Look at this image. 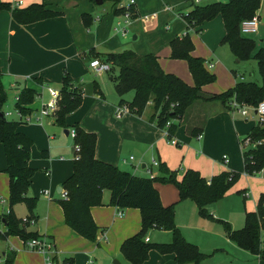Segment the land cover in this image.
Here are the masks:
<instances>
[{"label": "crops", "instance_id": "0c3cea01", "mask_svg": "<svg viewBox=\"0 0 264 264\" xmlns=\"http://www.w3.org/2000/svg\"><path fill=\"white\" fill-rule=\"evenodd\" d=\"M6 1L11 6L25 7L42 0ZM104 1L96 3L95 0H44L48 8L58 13L28 23H19L12 18L9 9H0V81L6 93L3 111L14 109L16 96L21 88L30 86L37 93L29 107L33 114L37 113L42 102L49 98L50 88L60 90L65 73L87 85L104 73H94L93 78L87 77L88 60L93 55L101 58L104 53L126 49L138 54L151 53L157 56L165 71L173 72L187 83L193 84L186 60L170 57V40L183 36L185 31L188 33L189 28H186L185 20L181 16L182 12L192 6L188 0H134V15L126 26L132 32L133 40L126 37L127 32L122 35L114 29L116 21L122 19V12L116 8L124 7L130 0H120L118 4L111 3L108 6H103ZM84 12L91 16L88 26L83 22ZM172 21L178 22V28H171L169 23ZM163 22L166 29L162 26ZM214 23L215 31L213 28L210 30ZM190 29L193 33L188 34L194 43L192 53L203 57L206 68L216 75L214 81L202 86L204 94L208 96L233 86L239 79L238 73L232 70L231 74L222 76L224 67L216 56L220 55V45L227 44L221 41L225 32L221 16L218 14ZM208 30L211 31L210 34ZM205 34L206 38L203 37ZM236 60L239 61L238 58ZM209 62L213 63L210 67ZM221 76L224 82L219 85L218 79ZM96 80L102 96L84 92L80 105L66 116L65 121L68 125L77 122L83 129L96 134L94 153L97 158L144 176H149L147 169L153 171L158 167L152 165V158L160 163L164 162L170 169L177 170V177H181L184 169L189 167L197 169L205 177L224 169L240 171L239 180L241 177L264 174V170L253 174L243 171L245 146L241 139L258 123L254 110L249 109L243 115L218 100L198 98L189 105L180 120L174 133L178 143L173 144L168 140L165 130L151 119L150 101L141 113L127 111L116 117L114 110L121 96L116 91V95H108L99 80ZM132 96L133 92L123 97L130 101ZM52 114L42 117L41 120L28 122L21 121L16 116L9 117L18 120L20 123L17 129L32 139L28 162L34 168V173L26 194L35 196L37 202L33 210L35 222L30 223L26 229L52 240L62 264L64 260L67 264H112L114 258L124 264H131L121 255L120 244L139 229L141 220L138 208H121L110 204L109 192L104 189L103 203L90 208L93 220L98 225L95 241L83 237L65 223L59 203L64 197L61 184L72 172L75 148L73 137L69 133L72 127L58 125ZM6 163L4 148L0 143V239L4 241L0 249L1 256L4 258L5 251L15 245L17 252L14 264H46L41 251L29 248L20 236L4 234L6 227L2 216L10 207ZM153 174L157 175L158 170ZM155 186L163 204L175 202L177 226L185 239L195 243L205 254V259L215 254H225L230 258L246 257L255 261V264H264V259L258 254L251 253L233 242L223 227H191V213L196 211V204L190 198L179 200L174 184L157 181ZM233 186L234 184L220 200ZM235 191L244 199L249 197L244 181ZM257 200L249 210L256 208ZM217 201L207 205L213 218L217 217L214 209L219 210L220 206ZM12 209L18 217L28 214L25 204L22 203H15ZM195 220L200 224L207 223L205 221L209 219L201 217L198 220L195 217ZM236 226L233 224L232 227L239 228ZM202 230L210 233V236L199 235L198 232ZM146 236L150 242H168L172 233L166 229L151 228ZM261 239V247L264 249V230L261 232ZM11 241L14 244L11 245ZM174 255V252L162 253L151 248L141 264H179ZM191 263L193 262L185 264ZM198 264H204V258Z\"/></svg>", "mask_w": 264, "mask_h": 264}, {"label": "trees", "instance_id": "16d2710c", "mask_svg": "<svg viewBox=\"0 0 264 264\" xmlns=\"http://www.w3.org/2000/svg\"><path fill=\"white\" fill-rule=\"evenodd\" d=\"M104 1V0H103ZM114 5L120 0H110ZM260 0H226L206 4L192 5L183 14L188 26L201 24L220 15L225 32L221 41L227 43L232 53L238 59L254 57L257 61L261 82L237 81L225 90L205 95L202 86L215 80L216 75L206 68L204 58L192 53L194 43L186 33L170 40V57L186 60L193 78V84L184 81L173 72L165 71L157 56L146 53L138 54L126 49L120 52L104 53L101 59L111 63V69L117 70L114 78V89L121 98L118 104H126L131 112L141 113L150 101L152 105L151 119L160 128H166L168 137L174 136L180 120L186 114L187 108L198 98L215 99L230 106L231 99L248 104H257L264 98V47L254 50L255 41L243 35L240 31V21L256 13ZM134 15L133 5H129ZM0 9H9L12 18L19 23L52 16L58 13L46 6L44 0L31 3L25 7L11 6L6 0H0ZM124 7H117L123 11ZM83 22L90 24L89 13H82ZM98 55H93L95 57ZM1 77V73H0ZM89 91L102 96L99 83L92 79L87 85L73 79L67 73L63 76L54 111V122L60 126H71L75 130L74 144H79L78 157L74 159L72 172L62 181L66 194L59 203L63 210L65 223L77 233L89 240H95L98 225L93 220L90 208L103 203V190H109V203L118 207H136L140 211V227L126 237L120 244L121 255L131 264H141L148 256L151 248L159 252H174V258L179 264L198 262L205 254L198 246L185 239L175 222V202L163 204L155 182H169L175 185L178 199H192L198 213L211 217L207 205L219 200L225 192L237 181L241 172L221 170L210 177L203 176L195 168L184 169L181 177L177 170L170 169L164 162L158 163V174L152 177L136 175L119 166L104 161L95 156L96 134L83 129L77 122L68 125L66 116L81 103L84 92ZM132 91L130 101L123 95ZM37 90L30 86L22 87L15 101L22 113L31 112L29 105L33 102ZM6 93L0 81V143L6 156L5 171L8 174L9 209L2 216L5 225L4 234L20 236L24 241L40 236L38 232L27 230L26 227L34 219L33 210L37 198L27 195L26 191L34 173L29 165L32 139L17 129L18 120L9 119L3 115V104ZM167 121H169L166 126ZM252 140H262L243 150V171L253 174L264 168V122L253 125L246 135ZM245 136V137H246ZM17 202H23L28 214L18 217L12 209ZM227 236L239 247L264 259V249L261 247V232L264 230V191L260 192L254 210H248L244 215V224L233 228L231 224L220 219ZM151 228L170 230L172 238L168 242L145 241L144 237ZM0 264H14L15 250L9 248L3 254ZM56 259V254H54Z\"/></svg>", "mask_w": 264, "mask_h": 264}, {"label": "rangeland", "instance_id": "374dc122", "mask_svg": "<svg viewBox=\"0 0 264 264\" xmlns=\"http://www.w3.org/2000/svg\"><path fill=\"white\" fill-rule=\"evenodd\" d=\"M126 1H128V0H126ZM111 3L112 2L110 0H106V1H104L103 6H108V4H111ZM256 12L259 15L257 32L256 33H246V34L243 33V35H246V36L254 39V41H255L254 50L258 49L261 46L264 47V0H260V4H259V7L257 8ZM169 25L171 26L172 29L178 28V22H176V21L170 22ZM162 26L164 28L166 27L164 22L162 23ZM220 26L222 27V24H220ZM186 28H188V27L186 26ZM212 28L215 31V29H216L215 23L210 28V30ZM190 30L191 29L189 28L188 33L190 35H192L193 32H191ZM210 30H208V34L211 33ZM176 34L178 35L179 33L176 32ZM206 34L203 36L204 38L207 37L208 34L207 35ZM126 37L129 38L130 40H133V38H132L133 34L129 29L127 30ZM219 54H220L219 56H218V54H216V56H217L218 60H220V62H222V67H224V68H222V76H226L228 74H231L232 73L231 71L235 70V72L238 73V77H239L238 81H251V80L253 81L254 80V81L261 82V77H260V74L258 73V69H257V61L254 57L241 59V60L239 59V61H237L236 56L232 54L228 44L220 45ZM87 74H88L87 77H90V78L94 77V72L90 68H88ZM116 74H117V70H110V71H105L103 74L96 77V79H98L99 82L101 83L102 89L108 95L109 94L116 95V92L114 89V82H115L114 78H110V76H114ZM241 75H242V78H240ZM222 76L218 79V81H220L218 83L219 85H222V83L224 82L222 79ZM131 92L132 91H128L123 96L127 97V96L131 95ZM13 110L14 109H11V111H13ZM15 116H16V114L14 112L12 114H10V117H12V118ZM248 146L251 147L252 144L247 145V147ZM156 169L158 170V167L155 168V170ZM155 170L153 169L152 172H155ZM237 181H236V184L234 183L232 190L226 196H224V198H222L221 200L219 199L216 202V203H220L219 210L214 209V212H216V214H217L216 218L205 217V216L200 215L198 213L197 206H195L196 211L194 212V214L191 213V227H193V226H195V227H223L222 223L220 222V219H224V220L227 219L228 222L229 221L231 222V223L229 222L230 224H232L231 226H233V224H234V225H237L236 227H241L244 224L245 211H248L249 208H251L254 205V202L257 200L258 192H260V190L264 191V189H263L264 188V174L261 175L259 173V174H256L255 176L250 175L247 178L241 177L240 180L238 179ZM242 181H244V183L246 184V186L248 187V190H249V195H248L249 197H247L245 199L242 197V195L240 193H237L235 191L236 188H239L242 185ZM105 191L107 193L109 192L108 189H105ZM17 203H22V205H24L23 202H17ZM208 212H209V210H208ZM224 214L227 215V217H225ZM195 217L198 220H201V217H203L205 219H209V220L205 221L208 224L204 223V222H201L200 224H198L195 220ZM34 222L35 221H33L32 223H34ZM198 234L201 236H204V237L210 236V233L206 232L205 230H202V232L199 231ZM95 240H92V241H95ZM7 242L10 244L9 240ZM51 243H52V246L50 249H51V251H53L56 254V264H62V260L57 256V253L55 251V245H54V242L52 240H51ZM3 244H4V241L0 239V249L2 248ZM12 244H14L13 241H11V245ZM12 248H14L15 253H16L17 247H15V245H13ZM247 254H248V252H247ZM0 255H1V253H0ZM1 259L3 261L2 257H1ZM255 263H256L255 261L249 260L248 258L246 259V257L237 256L235 258H230L229 256H227L225 254H215L214 256H210L208 258L206 257V259L204 257V264H255ZM63 264H67V262L64 260ZM69 264H72V263H69ZM191 264H193V263H191Z\"/></svg>", "mask_w": 264, "mask_h": 264}, {"label": "built area", "instance_id": "2783aa9c", "mask_svg": "<svg viewBox=\"0 0 264 264\" xmlns=\"http://www.w3.org/2000/svg\"><path fill=\"white\" fill-rule=\"evenodd\" d=\"M190 5H195V4H206V3H211L215 1H226V0H188ZM20 2V1H18ZM134 0H130L127 5L124 6V9L122 11V19L117 20L114 29L124 35L127 32L126 26L130 23L132 20V11L129 8L130 4H133ZM186 11L182 12L185 13ZM181 13V16L183 17V14ZM184 19V18H183ZM185 20V19H184ZM258 22L259 18L257 13L253 14L251 17L244 18L240 21L239 27L240 31L244 34L246 33H256L257 32V27H258ZM186 26L188 28H192L193 26H188L187 21L185 20ZM187 31L183 33L186 34ZM213 63L209 62L208 66H212ZM88 67L95 73V74H100L105 71H110L111 70V63L107 60L101 59L97 56L91 57L88 60ZM50 96L49 98L45 101L42 102V104L39 106L37 113H22L17 107H14L13 112L16 114L18 119L21 121H33V120H41L42 117L50 115L54 113V111L57 108V100L59 97V89L56 88H50ZM18 99V96H16V100ZM230 106L233 110L239 112L240 114L245 115L249 109H252L255 111L257 114V121L258 123L264 122V98L258 101L257 104H248V103H243L239 102L236 99H231L230 101ZM129 111L128 107L126 104H117L114 110V115L116 117H120L123 113ZM10 114L12 112L10 110L3 111V115L6 116L7 118L10 117ZM169 121H167L166 126L168 125ZM165 130V134L168 137V131L166 128H163ZM69 133L72 137L75 136V130L74 128L69 129ZM168 140L173 143L177 144V140L175 139L174 136L168 137ZM262 140H257L254 141L250 137L246 136L241 139L242 145L247 146L249 144L255 145L257 143H260ZM75 148V158L78 157V151H79V144H74ZM132 157V156H130ZM158 160L155 158H152V165L158 166ZM264 168H261L259 171H263ZM257 171V172H259ZM147 173L150 177L154 176L152 169H147ZM63 196H65L66 192L65 190L63 191ZM247 193H245L246 195ZM34 220L30 219V222L32 223ZM145 241H147L149 238L148 236L144 237ZM25 244L31 248V249H36L38 251H41L44 256H45V261L46 264H56V260L54 259V252L51 251V240L48 239L46 236H36V237H31L25 241ZM0 255V262L2 261Z\"/></svg>", "mask_w": 264, "mask_h": 264}, {"label": "water", "instance_id": "95a60500", "mask_svg": "<svg viewBox=\"0 0 264 264\" xmlns=\"http://www.w3.org/2000/svg\"><path fill=\"white\" fill-rule=\"evenodd\" d=\"M102 1H103V0H95L96 3H101ZM112 264H124V263H122L119 259L114 258V259L112 260Z\"/></svg>", "mask_w": 264, "mask_h": 264}]
</instances>
